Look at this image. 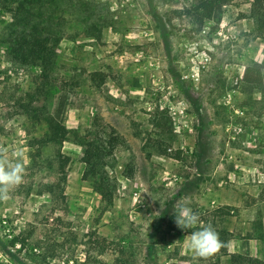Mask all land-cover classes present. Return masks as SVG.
<instances>
[{
	"label": "rangeland",
	"instance_id": "obj_1",
	"mask_svg": "<svg viewBox=\"0 0 264 264\" xmlns=\"http://www.w3.org/2000/svg\"><path fill=\"white\" fill-rule=\"evenodd\" d=\"M253 1L41 0L32 23L49 61L35 67L7 54L19 16L0 0V150L25 168L0 200V264H227L224 250H191L207 225L262 235L264 259V91L249 83L256 71L246 79L264 64ZM48 114L71 131L62 145L47 139ZM96 134L120 139L105 167L112 202L84 178L76 139ZM183 197L200 217L185 229Z\"/></svg>",
	"mask_w": 264,
	"mask_h": 264
},
{
	"label": "trees",
	"instance_id": "obj_2",
	"mask_svg": "<svg viewBox=\"0 0 264 264\" xmlns=\"http://www.w3.org/2000/svg\"><path fill=\"white\" fill-rule=\"evenodd\" d=\"M7 4L13 6L16 16L15 22L10 26L7 44V54L13 60H22L27 63L32 62L36 67L39 61H49L46 55L48 38L40 36L37 23H32V9L41 8V0H5ZM152 2L153 0H148ZM230 0H223L222 6L228 5ZM14 5H16L14 9ZM250 19L255 23V33L258 37H264V0H254L251 6ZM14 27H17L16 31ZM15 31V32H14ZM264 64H254L246 69V79L250 78L251 71H256V77L249 79L256 89L264 91L262 70ZM252 77V74H251ZM44 123L48 127L47 139L49 142L64 144L68 141L71 131L64 126L55 117L48 114L44 118ZM76 142L85 148L83 163L85 164L84 178L93 180L94 186L101 195L103 201L112 202L116 190L114 181L110 178L109 173L105 170L107 158L113 155V150L120 144L118 137L103 139L100 136L92 135L90 140L85 141L77 138ZM219 238L224 245L225 240H230L234 236L226 230L219 233ZM243 239H262V235H255L251 230ZM223 251V246L220 252ZM228 258L227 264H264V259L259 257H249L244 255L223 254ZM218 264L222 262L219 258Z\"/></svg>",
	"mask_w": 264,
	"mask_h": 264
},
{
	"label": "clouds",
	"instance_id": "obj_3",
	"mask_svg": "<svg viewBox=\"0 0 264 264\" xmlns=\"http://www.w3.org/2000/svg\"><path fill=\"white\" fill-rule=\"evenodd\" d=\"M24 173L23 163L10 162L4 158L3 150H0V200L9 199L10 191L23 182ZM189 204V198L183 197L174 205L175 223L181 229L196 226L200 222L199 214ZM222 246L219 234L211 225L191 233L190 248L198 257L207 259L219 252Z\"/></svg>",
	"mask_w": 264,
	"mask_h": 264
},
{
	"label": "crops",
	"instance_id": "obj_4",
	"mask_svg": "<svg viewBox=\"0 0 264 264\" xmlns=\"http://www.w3.org/2000/svg\"><path fill=\"white\" fill-rule=\"evenodd\" d=\"M253 177L256 178V175ZM247 178L248 175H245L239 179H241V182H245ZM223 250L229 255L259 257V241L257 239H240L234 236L232 239L227 240L226 244L223 245Z\"/></svg>",
	"mask_w": 264,
	"mask_h": 264
}]
</instances>
